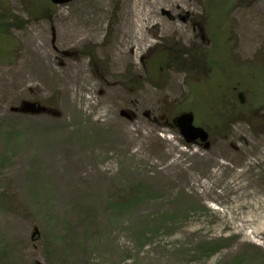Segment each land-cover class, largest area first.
I'll return each instance as SVG.
<instances>
[{
  "label": "rangeland",
  "instance_id": "1",
  "mask_svg": "<svg viewBox=\"0 0 264 264\" xmlns=\"http://www.w3.org/2000/svg\"><path fill=\"white\" fill-rule=\"evenodd\" d=\"M2 1L17 18L0 53V264H264V206L245 198H264V0L210 12L217 77L194 51L205 0ZM217 97L224 123L198 113L208 146L186 142L172 120ZM175 159L215 201L165 175Z\"/></svg>",
  "mask_w": 264,
  "mask_h": 264
},
{
  "label": "trees",
  "instance_id": "2",
  "mask_svg": "<svg viewBox=\"0 0 264 264\" xmlns=\"http://www.w3.org/2000/svg\"><path fill=\"white\" fill-rule=\"evenodd\" d=\"M236 1L237 0H229V1L227 0H205L204 11H217L223 5L224 12H225L228 10L227 5L228 7L230 5H234ZM0 8L3 9L2 11H0V53H4V60H1V61H8L12 57V53L15 50V46H16V42L13 39V37L10 35L9 29H11L12 24H14V21L12 20L17 18V16L13 15L8 10V4L5 3V1L0 0ZM27 12H29L31 16L33 15L32 10H29ZM10 20L12 22H10ZM223 40H224L223 37L221 38V41L219 39H214L212 37L208 44L209 48L204 52L206 56L205 57L206 58L205 67L208 68V71L211 70L210 71L212 73L211 75L215 77L220 76V72L223 70V67L220 64L221 60H219L214 55L215 59L219 61V63H217L216 61L210 58L209 54L212 53L214 49H218V48H221L224 51H226L225 46L222 44ZM217 42H220L219 45L216 44ZM189 53H190V50H189ZM201 58L202 56H200L199 60ZM196 63H197V59L196 61H193L192 64H196ZM217 70H220V71L217 73V75H215V72ZM262 96L264 99V94ZM193 101L194 103H188L186 106L189 107V109L195 112L196 114L201 113V115H203V111L207 114V122H205L206 127H208L209 129H214L216 128V126L224 123L225 120L223 119L224 117L223 107L225 106L222 104L223 101L221 97H217L214 101L210 102L205 108H202L201 110L198 107L196 99H193Z\"/></svg>",
  "mask_w": 264,
  "mask_h": 264
},
{
  "label": "bare ground",
  "instance_id": "3",
  "mask_svg": "<svg viewBox=\"0 0 264 264\" xmlns=\"http://www.w3.org/2000/svg\"><path fill=\"white\" fill-rule=\"evenodd\" d=\"M134 6L138 7V9H136L134 7V11H137V13H140L138 11H142V9H141L142 5L140 3L139 4L135 3ZM138 22H139V19H138ZM136 33L140 39L141 38L140 30H138ZM203 157H205V156H203ZM204 159L207 161V160H210L211 157L206 156ZM208 162L210 163V161H208ZM211 164H213V163H211ZM193 167H197V164L196 165L190 164L188 166H185L184 163L181 162L179 159H175V160H173L172 163L167 164L166 168L164 169V173L167 177H171V175L173 173H175L174 179L176 182H178L179 186H186V187L189 186L190 187L189 188V194L191 197L196 198L198 200L207 199V200L215 201L216 195L214 193V183L213 182L207 183L205 181H202L201 175L198 172H196V170H194ZM226 169H228V170L231 169V166L228 165L226 167ZM199 186H202L204 189L201 191L198 190ZM245 186H246V184L240 185V188H238L239 193L236 196H244L247 194L246 191H242V189H244ZM239 198H241V197H236L235 200L237 202H240ZM245 198L248 199V202L255 201L254 203L256 205L264 206V198H258L256 196H252V197L245 196ZM215 209H217V208H215ZM220 215L225 221H227L230 224V226L232 228L240 229L243 227V224L239 221L240 218L233 215L231 212H227L226 210H224V211L220 212ZM238 221L240 223H238ZM252 234H253V237H257V232L252 231Z\"/></svg>",
  "mask_w": 264,
  "mask_h": 264
},
{
  "label": "water",
  "instance_id": "4",
  "mask_svg": "<svg viewBox=\"0 0 264 264\" xmlns=\"http://www.w3.org/2000/svg\"><path fill=\"white\" fill-rule=\"evenodd\" d=\"M50 1L56 5H62L70 2V0H50ZM163 13L169 15V11H163ZM35 108L36 107L34 106V104L26 103L20 109L31 112H39L45 110L44 107H38L36 109ZM177 122L180 124L181 132L188 142H192L197 138H200L201 140H205L207 138L206 132L202 128H198L192 125L193 116L190 113L182 114L181 116H179L177 118ZM206 146H208L207 143Z\"/></svg>",
  "mask_w": 264,
  "mask_h": 264
},
{
  "label": "flooded vegetation",
  "instance_id": "5",
  "mask_svg": "<svg viewBox=\"0 0 264 264\" xmlns=\"http://www.w3.org/2000/svg\"><path fill=\"white\" fill-rule=\"evenodd\" d=\"M169 18L171 19V20H175V17L174 16H169Z\"/></svg>",
  "mask_w": 264,
  "mask_h": 264
}]
</instances>
